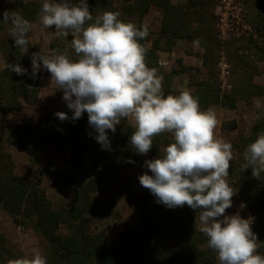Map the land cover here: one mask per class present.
<instances>
[{
  "label": "trees",
  "instance_id": "trees-1",
  "mask_svg": "<svg viewBox=\"0 0 264 264\" xmlns=\"http://www.w3.org/2000/svg\"><path fill=\"white\" fill-rule=\"evenodd\" d=\"M217 2L218 0H186L182 4H174L172 0H135L122 7L127 17L121 14L119 16V19L141 28L145 26L133 22L130 16L138 13L141 18L152 6L163 10L161 29L154 31L146 27L149 35L140 43L147 49L148 67L155 68L162 77L165 95L173 93L172 79L182 71L172 70L166 73L160 65L159 52L172 50L180 41L195 42L204 48L203 66L186 67L205 74L202 80L193 78L190 82L194 86L191 93L199 98L202 110L215 105L232 109L242 99L250 100L264 95V85L255 83L254 74L248 71L239 77L230 92L223 90L217 70L216 49L224 48L225 44L218 39L214 28L218 20V10H215ZM88 3H94L97 8L105 11L116 12L108 5V0H88ZM246 7L252 13L250 22L260 38L252 40L253 47L264 60V0H246ZM40 9L39 1L0 0V31L9 22L3 20L5 10L16 12L31 23L39 20ZM92 16L94 20L95 15ZM91 22L93 21H89ZM194 23H197L196 27L193 26ZM32 49L29 44L27 52L21 55L9 32L0 39V50L6 64L19 63L27 70L25 74L18 75L5 68L0 69L2 112L19 111L23 99L26 100L34 92L33 89H38L39 83L29 75ZM234 59L245 65L239 55L235 54ZM62 112L67 113V120H60L55 115L57 112H49L40 116L31 130L38 134L41 143L73 145L79 158L87 152L94 153L93 173L89 177L63 174L74 189V197L68 207H54L40 186V177L31 179L15 174L10 154L0 147V207L12 216L17 225L27 224L42 235L48 244L43 254L47 264H127L130 259L133 264H216V253L208 247L207 237L198 230L196 214L199 210L188 205L169 208L157 202L151 192L141 195L136 201L139 233L134 228H129L119 242L109 241L103 232L93 233L91 218L109 216L112 212L111 205L94 201L92 194L101 191L104 183L121 170L137 166L139 156L144 154L137 153L130 145L134 128L127 119H122L116 125L115 132L106 130L110 149H103L95 139L98 133L88 123L86 111L75 120L72 119L73 110L67 108ZM261 131H264V116L260 114L252 132L249 135L242 134L238 142L231 143L237 156L230 162L229 177L231 182L235 181L238 193L253 216V232L259 245L257 252L264 255V173H261L258 180L253 177L251 168L241 167L245 163L243 157L246 146ZM171 135L162 133L153 138V145L148 153L154 159L162 154L163 145L173 142ZM8 139L13 145L25 147L32 152L19 136L18 128L10 132ZM97 149L99 152L95 154ZM131 195L134 196V193ZM63 227L67 229L66 233L59 232ZM12 257H15L14 252L8 247L6 237L0 234V264H6Z\"/></svg>",
  "mask_w": 264,
  "mask_h": 264
},
{
  "label": "clouds",
  "instance_id": "clouds-1",
  "mask_svg": "<svg viewBox=\"0 0 264 264\" xmlns=\"http://www.w3.org/2000/svg\"><path fill=\"white\" fill-rule=\"evenodd\" d=\"M119 16L118 12L104 11L93 20L86 0L77 4L44 0L40 24L45 29L55 26L57 35L68 36L71 32L76 59L59 49L34 52L33 77L42 62L51 74V82L63 90V99L73 110L72 119L86 111L103 149H110L106 130L115 132L122 119H131L134 131L130 145L139 154L149 152L154 137L172 134L173 142L162 149L159 158L145 161L152 174L140 175V184L169 208L188 205L199 210L198 230L207 237L218 264H264L250 221L239 215H225L235 194L227 180L233 152L231 143L216 136L215 111L202 110L199 98L189 90L165 95L162 77L155 68L148 67L147 49L140 43L149 35L148 29ZM3 20L11 23L9 36L20 54H25L32 24L8 10L3 12ZM4 67L18 75L27 72L19 63ZM55 115L60 120L68 119L65 112ZM243 158L241 167L251 168L253 177L259 180L264 173V131L246 146ZM8 264H47V260L37 249L31 256Z\"/></svg>",
  "mask_w": 264,
  "mask_h": 264
},
{
  "label": "rangeland",
  "instance_id": "rangeland-1",
  "mask_svg": "<svg viewBox=\"0 0 264 264\" xmlns=\"http://www.w3.org/2000/svg\"><path fill=\"white\" fill-rule=\"evenodd\" d=\"M3 1V0H2ZM24 1H39L44 0H24ZM135 0L127 2V0H108V5L116 12L126 16L122 11L124 5L132 4ZM59 2V0H58ZM70 4H77L79 0H68ZM89 11L95 15L102 14L105 9L97 8L94 3H88ZM186 0H172L174 4H182ZM219 2V0H218ZM217 2V5H218ZM246 14V21L250 27L240 28V31H230L227 35L219 36L217 22L215 23V31L218 39L221 40L225 46L222 49H216L218 55L217 70L221 80V86L225 92H230L232 86L236 83L239 77L245 72H252L254 74V82L264 85V60L260 58L255 52L252 40H260L256 29L253 28L250 19L251 11L246 7V0H240ZM216 5V6H217ZM217 8V7H216ZM215 8V10H217ZM160 12V13H159ZM148 15L150 21L156 22V19L163 18V10L152 6L149 11L139 17L138 13L130 16L133 22L141 23L142 19ZM127 17V16H126ZM140 18V19H139ZM141 20V22H138ZM32 29L27 34L32 45V53L42 52L48 53L51 50L59 49L63 54L69 56L70 59H76L74 49L71 48V40L73 36L69 32L68 36L57 35L55 26L45 29L39 20L31 22ZM197 23L193 26L196 27ZM10 22L6 23L3 30L0 31V39L9 32ZM143 25V24H142ZM144 26V25H143ZM162 26V22H161ZM147 27V26H145ZM150 28V27H148ZM243 29V30H242ZM152 30V29H151ZM155 31V30H154ZM195 42L180 41L172 50L175 54L172 55L173 63L166 65V69H162L167 73L172 70H180L182 73L172 79L173 93L176 94L182 90L193 91L194 86L190 85L194 78L197 81L202 80L205 75L204 72H197L188 70L186 67H199L184 62V54L195 55L198 48H204ZM151 42L149 43V46ZM170 50V51H172ZM238 52V53H237ZM235 54L239 55L244 61L245 65L235 61ZM168 55H161L160 58H167ZM6 64L2 50H0V69L5 68ZM203 64V62H202ZM29 75L31 78L39 83L38 89H33L34 92L29 97L22 101V108L16 112H2L0 111V147L10 154L14 162V173L20 176L31 179L41 178V188L47 198L53 203L55 208L68 207L74 197L73 186L65 179L63 174H70L73 176L89 177L93 173V156L94 153H85L79 158L74 151L73 145H53L51 143H41L38 140V134L31 130L32 126L37 124L40 116L49 112H62L66 110L67 102L63 99V90L56 88L55 84L51 82V74L42 66L38 70L35 77L32 75V60L29 63ZM203 66V65H202ZM200 66V67H202ZM192 75V76H190ZM194 76V77H193ZM216 113L218 120L217 128L215 130L216 136L223 139L225 142H238L240 136L249 135L258 120L257 117L264 116V95L256 96L248 100H240L235 108H227L220 105L211 107ZM18 128V134L22 140L27 144L31 151L26 150L25 147L15 146L10 143L8 136L10 132ZM173 140V137L171 135ZM166 145L161 147V150ZM36 155H34L35 153ZM99 149L95 151V154ZM233 158L237 156V151L232 148ZM154 159L151 153L139 156V163L137 166L127 167L117 173L114 178L104 183L103 189L92 194L94 201H99L105 205H111L112 214L104 217H92L90 220L91 231L93 233L103 232L111 242L121 241L129 228H134L137 233L140 232V224L137 219V198L143 194L150 193V190L143 187L139 182V176L147 172L151 175V171L145 167V161ZM228 183L235 189V194L232 197V205L226 209L225 215H239L244 219L250 221L252 227L253 216L248 210L243 198L238 193L235 187V181L231 182L230 177L227 178ZM134 193V196L131 194ZM196 220L199 226L198 213ZM253 230V227H252ZM60 233H66L67 229L63 227L59 230ZM0 234L6 237L8 247L14 252L15 257L8 260H14L23 256H31L34 250H40L44 254L47 250L48 244L46 240L36 232L29 225H17L12 216L3 211L0 207ZM8 262L6 264H8ZM127 264H133L130 259ZM216 264L218 261L216 259Z\"/></svg>",
  "mask_w": 264,
  "mask_h": 264
},
{
  "label": "built area",
  "instance_id": "built-area-1",
  "mask_svg": "<svg viewBox=\"0 0 264 264\" xmlns=\"http://www.w3.org/2000/svg\"><path fill=\"white\" fill-rule=\"evenodd\" d=\"M217 10L219 36L227 35L230 31H240L241 27L246 29L251 26L246 21V14L240 0H219Z\"/></svg>",
  "mask_w": 264,
  "mask_h": 264
},
{
  "label": "crops",
  "instance_id": "crops-1",
  "mask_svg": "<svg viewBox=\"0 0 264 264\" xmlns=\"http://www.w3.org/2000/svg\"><path fill=\"white\" fill-rule=\"evenodd\" d=\"M127 2H131V0H127ZM160 13V12H159ZM150 17H148V15H146L143 19H142V24L144 26L150 27V29L155 30V31H159L161 29V22L162 19L160 17H158L156 19V22L153 21L151 22ZM194 45H196V43H193ZM161 55H168L167 58H160V64L162 65V67H164V69H166V65L168 64H172L173 63V59L171 58L173 54H175V50L172 51H160ZM184 62L192 64V65H196V66H202V62H203V49L202 48H198V50L196 51L195 55L193 54H184ZM127 121L132 125L131 123V119L127 118Z\"/></svg>",
  "mask_w": 264,
  "mask_h": 264
}]
</instances>
